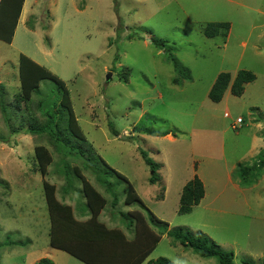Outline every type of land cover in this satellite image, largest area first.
Returning <instances> with one entry per match:
<instances>
[{
    "label": "rangeland",
    "instance_id": "1",
    "mask_svg": "<svg viewBox=\"0 0 264 264\" xmlns=\"http://www.w3.org/2000/svg\"><path fill=\"white\" fill-rule=\"evenodd\" d=\"M216 22L230 25L225 43L203 34L207 23ZM152 38L174 44L172 54L189 78L174 71L169 54ZM20 54L64 82L86 140L127 180L111 172L109 193L86 173L107 200L99 220L132 237L120 216L141 210L124 202L129 185L167 230L206 236L233 253V264H264V169L250 185L236 175L240 165L264 153V0H25L12 42L0 41V243L10 238L25 245L0 248V264H35L41 258L84 264L48 245L42 183L55 184L62 197L64 182L53 174L54 165L46 176L36 169L33 149L44 141L24 131L11 135L2 119L19 127L26 117L25 101L12 104ZM239 70L256 79L240 96L228 89L220 102H212L208 92L217 75L229 72L233 79ZM62 92L43 80L32 100L41 101L40 112L51 109L59 116ZM140 127L169 134L152 136ZM140 150L159 165L155 184ZM194 176L203 183L204 197L190 213L178 214L182 188ZM74 187L71 197L83 200L82 184ZM115 197L119 203L112 207ZM71 200L65 197L79 220ZM158 257L174 264H217L166 234L148 260Z\"/></svg>",
    "mask_w": 264,
    "mask_h": 264
},
{
    "label": "trees",
    "instance_id": "2",
    "mask_svg": "<svg viewBox=\"0 0 264 264\" xmlns=\"http://www.w3.org/2000/svg\"><path fill=\"white\" fill-rule=\"evenodd\" d=\"M23 3L24 0H0V41L7 44L12 42ZM229 27L227 22L207 23L203 28V34L207 38L221 36L225 43ZM151 41L159 50H164L169 54L173 69L178 75L189 76V72L184 71L180 62L172 54L174 47L171 44L173 43H170L168 39L152 38ZM18 71L19 91L13 96L12 104H20L25 101L26 117L19 127L10 125L5 115L2 117L3 122L11 135L24 131L26 134L44 141L43 144L35 145L33 149L36 169L40 171L41 176H46L47 169L54 165L53 174L58 176L59 181L63 180L64 182L60 188L62 197L58 196L55 184L45 179L42 183L49 221L48 245L51 248L64 251L84 264H142L156 248L161 236L166 234L173 242H178L182 247L191 248L202 258H213L217 264H233V253L219 249L206 236L191 234L183 228L167 230V225H162V221L145 207L129 185L124 198L125 204L128 206L138 204L139 208L146 212L145 216L141 210H135L128 214L120 212L122 222L128 220L125 227L133 233L132 237L128 238L119 228H108L100 222L98 217L106 206L107 200L98 189L88 183L86 173L96 176L98 183L105 186L106 192L109 193L112 192L110 190L111 183L106 179L111 176V172H115L120 179H126L117 171H111V168L94 152L91 144L86 140L72 110L69 92L64 82L23 54L19 55ZM255 79L256 76L248 70H239L233 79L231 73L222 72L217 75L210 87L208 98L212 102L218 103L228 89L232 95L240 96L244 91V85ZM43 80L53 81L57 85V89L63 91L62 96L58 99L60 105L64 107V110L61 111L66 114L65 116L62 113L58 116V112L51 109L40 112L43 109L41 101L32 100L33 93L38 92L39 83ZM124 80L127 81V78ZM173 82L178 83L179 80L174 78ZM3 89L4 85L0 84V111L1 108L5 111L2 98ZM1 113L4 112L1 111ZM40 117H42V121H40ZM137 131L157 137L169 134L167 131L153 130L148 127H140ZM49 147L52 149L51 151L48 149ZM140 152L145 164L151 170L149 182L155 184L158 180L156 171L159 170V165L149 157L146 151L140 150ZM53 155L58 156L57 163L53 162ZM262 169H264V153H260L251 165H240L236 175L240 180L250 185L255 182L256 175ZM77 183H81L83 186L84 199L76 198L75 201H71L80 216L88 215V219L84 222L74 218V208L65 202V197L71 198L72 194L69 191L77 192V188L74 187ZM204 194L203 183L197 176H194L182 188L178 214L190 213L193 207L200 203ZM118 203L119 200L116 197L112 198V207L117 206ZM7 245L23 246L25 241H12L7 238L4 244L0 243V248ZM35 264H53V262L48 258H41ZM147 264L174 263L165 257H158L148 260Z\"/></svg>",
    "mask_w": 264,
    "mask_h": 264
},
{
    "label": "crops",
    "instance_id": "3",
    "mask_svg": "<svg viewBox=\"0 0 264 264\" xmlns=\"http://www.w3.org/2000/svg\"><path fill=\"white\" fill-rule=\"evenodd\" d=\"M24 2H25V0H24ZM23 7H24V3H23ZM23 7H22V9H23ZM21 13H22V11H21ZM20 15H21V14H20ZM75 213H77V212H75ZM78 214H79V213H78ZM79 216H80V214H79ZM99 217H101L100 214H99ZM99 217H98V219H100ZM74 218H75V215H74ZM79 218H81V219H79V220H77L76 218H75V219H76L77 221H80V222L82 221V222H84V221H86V220L88 219V215H87V214H84V215H81ZM99 221L102 222L101 220H99ZM102 223H103V222H102ZM104 224H105V223H104ZM106 226H107V227H110V226H108V225H106ZM110 228H114V227H110ZM119 229H120V228H119ZM151 253H152V252H151ZM149 256H150V255H149ZM149 256H148V257H149ZM148 257L146 258L145 261L148 260Z\"/></svg>",
    "mask_w": 264,
    "mask_h": 264
},
{
    "label": "built area",
    "instance_id": "4",
    "mask_svg": "<svg viewBox=\"0 0 264 264\" xmlns=\"http://www.w3.org/2000/svg\"><path fill=\"white\" fill-rule=\"evenodd\" d=\"M236 123H238V124L241 123V119L237 118Z\"/></svg>",
    "mask_w": 264,
    "mask_h": 264
},
{
    "label": "clouds",
    "instance_id": "5",
    "mask_svg": "<svg viewBox=\"0 0 264 264\" xmlns=\"http://www.w3.org/2000/svg\"><path fill=\"white\" fill-rule=\"evenodd\" d=\"M240 119H241V118H240ZM233 127H234V126L232 125V128H233ZM69 192L72 194V192H71V191H69ZM71 196H72V195H70V197H71ZM71 199H72V200H74V199H73V197H71Z\"/></svg>",
    "mask_w": 264,
    "mask_h": 264
},
{
    "label": "water",
    "instance_id": "6",
    "mask_svg": "<svg viewBox=\"0 0 264 264\" xmlns=\"http://www.w3.org/2000/svg\"><path fill=\"white\" fill-rule=\"evenodd\" d=\"M109 77H110V74H109V75H107V79H109Z\"/></svg>",
    "mask_w": 264,
    "mask_h": 264
}]
</instances>
